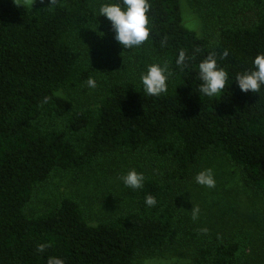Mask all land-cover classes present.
Segmentation results:
<instances>
[{"label": "trees", "instance_id": "1", "mask_svg": "<svg viewBox=\"0 0 264 264\" xmlns=\"http://www.w3.org/2000/svg\"><path fill=\"white\" fill-rule=\"evenodd\" d=\"M102 2L0 0V264H48L50 257L137 264L183 248L193 250L192 264H238L248 231L207 238L178 205L204 154L226 158L264 197V87L245 93L232 82L264 53V0H229L205 16L204 35L184 24L181 0H148L149 37L130 49L115 41L107 19L96 20ZM209 55L229 73L222 98L196 92L198 64ZM153 62L170 73L159 96L145 95L140 83ZM116 151L164 158L173 170L146 176L132 207L97 223L77 197L32 209L54 176L87 174ZM148 194L155 206L145 204Z\"/></svg>", "mask_w": 264, "mask_h": 264}, {"label": "rangeland", "instance_id": "2", "mask_svg": "<svg viewBox=\"0 0 264 264\" xmlns=\"http://www.w3.org/2000/svg\"><path fill=\"white\" fill-rule=\"evenodd\" d=\"M13 1L32 5L34 0ZM207 1L193 3L192 0H181L184 24L200 35L206 33L205 16H213L218 8L229 7V0H218L216 4ZM209 168L216 181L212 188L195 182L196 174ZM129 169H136L146 177L172 171L173 166L164 158L116 151L101 157L87 174L62 173L54 176L40 189L32 209L40 210L51 199L77 197L87 210L89 219L97 223L102 218L133 206L137 189L126 187L121 179ZM182 185L178 208L189 226L207 238L221 241L248 231L250 239L247 249L238 264H264V197L244 183L239 169L226 158L204 154L191 167V173ZM193 207L199 208L196 219L192 217ZM205 228L207 231L203 230ZM192 252L191 248H183L170 253L142 256L137 264H192Z\"/></svg>", "mask_w": 264, "mask_h": 264}, {"label": "clouds", "instance_id": "3", "mask_svg": "<svg viewBox=\"0 0 264 264\" xmlns=\"http://www.w3.org/2000/svg\"><path fill=\"white\" fill-rule=\"evenodd\" d=\"M148 10V0H103L94 15L96 20L99 16L107 19L111 24L115 41L123 49H130L140 46L149 37L150 19L147 15ZM99 32L102 31L99 29ZM227 55L228 53L225 51L224 56ZM184 61L185 53L181 51L176 63L183 65ZM197 72L200 83L196 92L199 96L222 98L223 90L229 80V73L223 67L218 66L216 58L209 55L201 60ZM169 76L167 65L157 62L147 64L140 74L143 93L147 96H159L167 92ZM233 81H235L241 92L259 93L261 88L264 87V53H259L253 58L250 69L237 72L232 79ZM86 84L89 88H95L96 80L89 77ZM45 102H47V99ZM121 179L126 187L136 190L143 188L145 176L136 169H129ZM195 182L209 188L215 187L216 181L212 169L199 171L195 176ZM156 203V198L153 195L148 194L145 196L147 206H155ZM198 214L199 208L193 207V219H196ZM203 230L207 231L206 228ZM47 247L46 243H41L38 245V251L44 252ZM48 264H64V261L58 257H50Z\"/></svg>", "mask_w": 264, "mask_h": 264}]
</instances>
